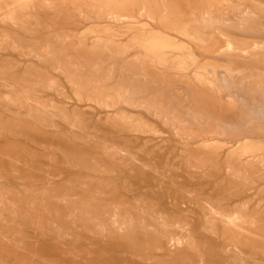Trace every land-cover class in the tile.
Here are the masks:
<instances>
[{
  "label": "rangeland",
  "instance_id": "1",
  "mask_svg": "<svg viewBox=\"0 0 264 264\" xmlns=\"http://www.w3.org/2000/svg\"><path fill=\"white\" fill-rule=\"evenodd\" d=\"M252 99L264 0H0V264H264Z\"/></svg>",
  "mask_w": 264,
  "mask_h": 264
},
{
  "label": "bare ground",
  "instance_id": "2",
  "mask_svg": "<svg viewBox=\"0 0 264 264\" xmlns=\"http://www.w3.org/2000/svg\"><path fill=\"white\" fill-rule=\"evenodd\" d=\"M220 75L223 76V73H221ZM262 102H263L262 99H252V100L248 101V103L246 104V107L248 108L249 112L248 113L243 112V114L241 116V120L242 121L252 120V119L258 117V114L263 115L264 110L262 109ZM231 117H233V115Z\"/></svg>",
  "mask_w": 264,
  "mask_h": 264
}]
</instances>
